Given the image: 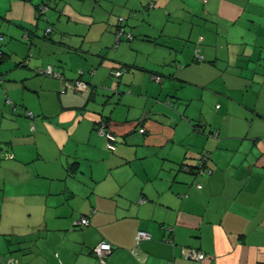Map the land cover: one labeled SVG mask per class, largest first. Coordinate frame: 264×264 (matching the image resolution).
I'll list each match as a JSON object with an SVG mask.
<instances>
[{
    "label": "crops",
    "instance_id": "1",
    "mask_svg": "<svg viewBox=\"0 0 264 264\" xmlns=\"http://www.w3.org/2000/svg\"><path fill=\"white\" fill-rule=\"evenodd\" d=\"M0 33V264H264V0H0Z\"/></svg>",
    "mask_w": 264,
    "mask_h": 264
},
{
    "label": "built area",
    "instance_id": "2",
    "mask_svg": "<svg viewBox=\"0 0 264 264\" xmlns=\"http://www.w3.org/2000/svg\"><path fill=\"white\" fill-rule=\"evenodd\" d=\"M123 20V18H121V21ZM51 31V28L47 29V33ZM131 37V34L128 35ZM3 38V35L0 33V39ZM46 72L47 73H54V75L56 76H60V74L58 72H55L53 71V67L51 65H49L47 68H46ZM115 74L117 75H120L121 74V71L120 70H115L114 71ZM63 78V76H62ZM159 78V77H158ZM70 85V83L65 80L63 82V86H62V91L64 92L67 87ZM77 88L79 89H83L87 86V84L84 82V81H81V80H77L76 83L74 84ZM72 86V85H70ZM30 115H32V113L30 112L29 113ZM99 132L103 133L106 138H107V146L109 149L111 150H115L116 149V141H117V136L116 134L112 131V130H109L107 125L105 123H102L100 124L99 126ZM82 223L83 224H87L89 223V218H83L82 219ZM148 237L149 238V234L146 232V231H140L139 232V235H138V239H141V238H146ZM112 250V246L110 243H107V242H104L103 244H101L99 247H97V252L98 254L102 257V258H105L107 256V254ZM191 257L195 258V259H198V260H201L204 258V253L202 251H193L191 253ZM105 261V260H104ZM8 264H19L17 261H13L11 260Z\"/></svg>",
    "mask_w": 264,
    "mask_h": 264
},
{
    "label": "trees",
    "instance_id": "3",
    "mask_svg": "<svg viewBox=\"0 0 264 264\" xmlns=\"http://www.w3.org/2000/svg\"><path fill=\"white\" fill-rule=\"evenodd\" d=\"M49 3H46V4H43V6H45V5H48ZM121 25V24H120ZM47 33V32H46ZM48 34V33H47ZM3 51L2 50H0V60H2L3 59ZM49 66V65H48ZM48 66H46L45 68H43V69H38V71H40V72H42L43 74H45V75H54V73H47L46 72V68L48 67ZM53 71H55V69L53 68ZM56 72V71H55ZM59 73V72H58ZM56 76V75H55ZM58 77H60V78H62V75H60V76H58ZM62 80H63V82L66 80V78L63 76V78H62ZM100 126V125H99ZM98 126V127H99Z\"/></svg>",
    "mask_w": 264,
    "mask_h": 264
},
{
    "label": "rangeland",
    "instance_id": "4",
    "mask_svg": "<svg viewBox=\"0 0 264 264\" xmlns=\"http://www.w3.org/2000/svg\"><path fill=\"white\" fill-rule=\"evenodd\" d=\"M124 18V17H123ZM129 32L125 33L124 36L126 37Z\"/></svg>",
    "mask_w": 264,
    "mask_h": 264
}]
</instances>
